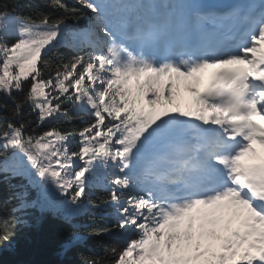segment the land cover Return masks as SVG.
Returning a JSON list of instances; mask_svg holds the SVG:
<instances>
[{"label":"snow or ice","instance_id":"1","mask_svg":"<svg viewBox=\"0 0 264 264\" xmlns=\"http://www.w3.org/2000/svg\"><path fill=\"white\" fill-rule=\"evenodd\" d=\"M76 5L0 0V243L56 193L123 239L83 264H264V0Z\"/></svg>","mask_w":264,"mask_h":264},{"label":"trees","instance_id":"2","mask_svg":"<svg viewBox=\"0 0 264 264\" xmlns=\"http://www.w3.org/2000/svg\"><path fill=\"white\" fill-rule=\"evenodd\" d=\"M19 4L18 11L23 14H30L32 9L51 11L44 7V0H16ZM69 5H76V0H66ZM69 25L86 27L87 20L83 17L79 19L70 18L66 21ZM71 39V37H69ZM61 55L69 56L74 53L70 48H61ZM73 124L79 128L82 122L77 119ZM65 128L70 125L65 123ZM13 183H22L20 180H14ZM7 195L6 190L0 187V200ZM58 194L50 195L49 203L42 209L29 210L22 216L21 222L14 229V236L11 244L0 243V264H83V256H103L105 248L113 244L123 243V239L118 230L105 232L101 235H93L90 225L95 227L110 226V217L97 215L95 220L89 215L80 214L65 217L56 211V200ZM105 195L102 190H97L93 196V203H99V197ZM94 212H99L93 209ZM0 217L7 218L3 212ZM77 231L84 240L81 244L68 247V241L71 234Z\"/></svg>","mask_w":264,"mask_h":264},{"label":"bare ground","instance_id":"3","mask_svg":"<svg viewBox=\"0 0 264 264\" xmlns=\"http://www.w3.org/2000/svg\"><path fill=\"white\" fill-rule=\"evenodd\" d=\"M200 91H203L204 89L199 86Z\"/></svg>","mask_w":264,"mask_h":264},{"label":"rangeland","instance_id":"4","mask_svg":"<svg viewBox=\"0 0 264 264\" xmlns=\"http://www.w3.org/2000/svg\"><path fill=\"white\" fill-rule=\"evenodd\" d=\"M185 96H187L188 94L187 93H184Z\"/></svg>","mask_w":264,"mask_h":264}]
</instances>
